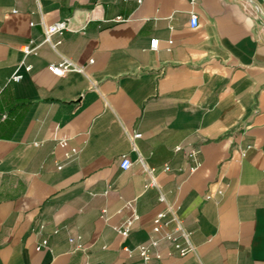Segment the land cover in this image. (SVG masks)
I'll return each mask as SVG.
<instances>
[{
	"label": "crops",
	"instance_id": "0c3cea01",
	"mask_svg": "<svg viewBox=\"0 0 264 264\" xmlns=\"http://www.w3.org/2000/svg\"><path fill=\"white\" fill-rule=\"evenodd\" d=\"M258 12L264 0H0V264H144L152 241L149 264H264ZM64 19L53 47L43 26ZM63 58L82 70L54 74Z\"/></svg>",
	"mask_w": 264,
	"mask_h": 264
},
{
	"label": "built area",
	"instance_id": "2783aa9c",
	"mask_svg": "<svg viewBox=\"0 0 264 264\" xmlns=\"http://www.w3.org/2000/svg\"><path fill=\"white\" fill-rule=\"evenodd\" d=\"M191 3H195L197 0H189ZM198 22V15L194 12L190 13V25L191 26H196ZM69 29V21L64 19V20H59L50 24H46L43 26V32H44V41L49 42L52 44L54 47L56 43H53L51 41V36L54 33H62L64 30ZM159 45V39L158 38H152L149 41V48L151 50H156ZM19 49L24 53V55L30 54V53H37V45H32V44H24L19 47ZM28 66H25V69H28ZM51 69L54 74L56 75H64L69 71H81L82 68L78 66L77 64L63 58L59 63L51 65ZM12 80L18 81L20 79V75L15 72L12 77ZM140 133L134 134V137L140 136ZM68 139L66 137H63L60 139L59 143L62 146L67 145ZM180 147L177 146L175 149H179ZM198 148L194 147L190 150V156L193 157L195 161H197V154H198ZM131 165V161L128 157H123L121 162H120V167L123 169H127ZM126 207L129 209L130 214L126 218H124L119 224L114 226V229L122 236L126 237L129 234V231L131 229V226L133 225L134 221L138 219L139 215L135 209V206L132 202L126 203ZM165 215L164 212H159L156 217L154 218V230H158V224L162 217ZM177 229L180 231L182 237L185 240V244L182 245L177 241L175 237H170L174 241L175 247L178 249L180 254H185L187 251H189L192 247L190 241H189V232L186 231L183 227L179 225ZM71 242L74 240L73 238L69 239ZM46 244V240H43L42 243L38 246H36V249H40V247L44 246ZM156 245L155 241H152L150 243V246L148 245H140L138 247V254L143 260L144 264H149L151 255L149 254V248L153 247ZM127 252H132V249L125 247ZM83 264H88V262H85Z\"/></svg>",
	"mask_w": 264,
	"mask_h": 264
},
{
	"label": "water",
	"instance_id": "95a60500",
	"mask_svg": "<svg viewBox=\"0 0 264 264\" xmlns=\"http://www.w3.org/2000/svg\"><path fill=\"white\" fill-rule=\"evenodd\" d=\"M258 13H259V16H260L261 20L264 21V15H262L260 12H258ZM259 42H260V45H261L260 56H261V58H264V35H262L260 37Z\"/></svg>",
	"mask_w": 264,
	"mask_h": 264
}]
</instances>
